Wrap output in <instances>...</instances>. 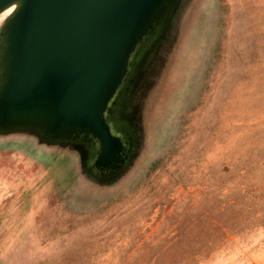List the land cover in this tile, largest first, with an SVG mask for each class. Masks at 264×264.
<instances>
[{"label": "rangeland", "instance_id": "obj_1", "mask_svg": "<svg viewBox=\"0 0 264 264\" xmlns=\"http://www.w3.org/2000/svg\"><path fill=\"white\" fill-rule=\"evenodd\" d=\"M173 18L127 87L113 172L83 143L0 130V264H264V0Z\"/></svg>", "mask_w": 264, "mask_h": 264}, {"label": "water", "instance_id": "obj_2", "mask_svg": "<svg viewBox=\"0 0 264 264\" xmlns=\"http://www.w3.org/2000/svg\"><path fill=\"white\" fill-rule=\"evenodd\" d=\"M181 0H0V130L35 131L90 151L109 174L129 154L126 90L157 58ZM10 12V13H11ZM151 59V60H150Z\"/></svg>", "mask_w": 264, "mask_h": 264}]
</instances>
